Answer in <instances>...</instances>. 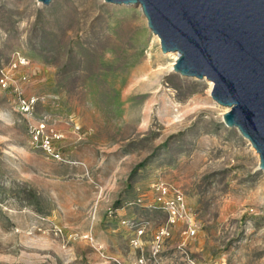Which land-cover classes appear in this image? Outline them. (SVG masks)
I'll return each mask as SVG.
<instances>
[{"label":"rangeland","instance_id":"1","mask_svg":"<svg viewBox=\"0 0 264 264\" xmlns=\"http://www.w3.org/2000/svg\"><path fill=\"white\" fill-rule=\"evenodd\" d=\"M155 36L135 4L0 0V70L37 99L0 85V264H264L259 156Z\"/></svg>","mask_w":264,"mask_h":264},{"label":"water","instance_id":"2","mask_svg":"<svg viewBox=\"0 0 264 264\" xmlns=\"http://www.w3.org/2000/svg\"><path fill=\"white\" fill-rule=\"evenodd\" d=\"M104 1L140 6L161 51L177 52L173 71L213 83L224 124L250 142L264 170V0Z\"/></svg>","mask_w":264,"mask_h":264},{"label":"built area","instance_id":"3","mask_svg":"<svg viewBox=\"0 0 264 264\" xmlns=\"http://www.w3.org/2000/svg\"><path fill=\"white\" fill-rule=\"evenodd\" d=\"M18 64L19 65H25V59L23 57L18 58ZM17 63H13L12 68H16ZM10 70H0V85L3 89L12 87L13 91L18 94L17 96V108L18 111L22 114H31L34 111L37 99L34 96H25L22 94L20 90V86L13 82L12 74H10ZM22 80L25 79V76L21 77ZM158 191V199L161 200L164 204V208L168 215V222L174 223L177 218L186 215L187 214V207L185 205V202L180 194L178 193H172L169 197H166V195L170 192L165 186H159L157 188ZM141 233V232H139ZM168 233V226H161L159 228V232L156 234V238L160 239L163 237V235H166ZM195 233V229L192 227H189L186 230L187 236H193Z\"/></svg>","mask_w":264,"mask_h":264},{"label":"bare ground","instance_id":"4","mask_svg":"<svg viewBox=\"0 0 264 264\" xmlns=\"http://www.w3.org/2000/svg\"><path fill=\"white\" fill-rule=\"evenodd\" d=\"M139 8H140V6H139ZM140 9H141V8H140ZM154 35H155V34H154ZM155 37L158 38L157 36H155ZM158 39H159V38H158ZM168 54H169V55H172V56H173V60L175 61V59L177 58V52H169ZM174 61H173V62H174ZM172 66H173V63H172L171 66H170L171 69H172ZM209 84H210V88H211V85H212L211 82H209ZM235 128H236V127H235ZM236 129H237V128H236ZM237 130H238V129H237ZM238 131H239V130H238Z\"/></svg>","mask_w":264,"mask_h":264}]
</instances>
